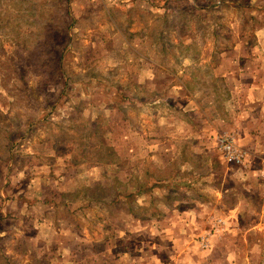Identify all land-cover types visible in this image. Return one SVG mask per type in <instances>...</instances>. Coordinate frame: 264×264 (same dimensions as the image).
Returning a JSON list of instances; mask_svg holds the SVG:
<instances>
[{"label": "rangeland", "instance_id": "374dc122", "mask_svg": "<svg viewBox=\"0 0 264 264\" xmlns=\"http://www.w3.org/2000/svg\"><path fill=\"white\" fill-rule=\"evenodd\" d=\"M222 2L0 0V264H223L227 249L264 264V225L202 246L223 199L211 187L244 165L239 139L219 136L214 160L172 161L191 149L169 124L183 97L164 75L141 79L145 58L170 70L186 53L171 40H228L249 0ZM252 6L260 22L264 0ZM230 135L240 163L224 157Z\"/></svg>", "mask_w": 264, "mask_h": 264}, {"label": "crops", "instance_id": "0c3cea01", "mask_svg": "<svg viewBox=\"0 0 264 264\" xmlns=\"http://www.w3.org/2000/svg\"><path fill=\"white\" fill-rule=\"evenodd\" d=\"M222 1L225 3L227 0ZM254 1L249 0V4H246L245 14L241 13L244 17L229 32L228 40L226 33L222 38H219V34L214 35L212 42L174 43L171 40L168 45L180 44V47L184 45L186 48V53L179 55L177 61L172 60L171 69L163 67L153 56L145 58L148 62L144 60L142 65L143 75L140 72L142 80L155 81L164 75L166 81H174L169 85L170 90H178L177 96L183 97L182 104L177 101H170V104L181 105L184 112L181 109H171L170 112L183 113L185 118L180 116L181 119H178L172 115L169 124L176 133L172 139H185L181 142L191 145V149L187 151L184 147L181 152H175L170 157L172 161L178 158L185 163L195 158L201 161L214 160L210 151L214 145L215 151H218L216 139L219 136L233 134L239 139L245 162L248 163L244 162V165L224 172L231 183L214 184L211 187V190L222 192L223 199L212 203L208 209L213 210L214 219L218 217L223 224L219 225L209 218L211 229L215 227L216 230L208 237L210 240L225 241L228 231L251 235L259 232L260 226L264 225V200L256 198L254 201V196L264 192V39L260 37L264 32V7L260 10L262 20L257 22L255 12L258 13V10L252 6ZM229 6L240 8L238 3ZM213 7L219 8L220 5L213 4ZM219 25L220 19L209 20L207 27H211L213 33L215 26ZM161 39L157 43H162ZM195 143H199L200 147L205 144L198 155L192 151ZM217 159H221V156ZM188 170L191 169H185L182 174H187ZM214 171L218 172L216 169ZM229 195L233 197L231 203ZM37 233V237L41 238L44 231L38 229ZM230 252V249L224 251L226 258L221 262L241 264V252H234V259ZM7 256L13 258L12 254Z\"/></svg>", "mask_w": 264, "mask_h": 264}, {"label": "built area", "instance_id": "2783aa9c", "mask_svg": "<svg viewBox=\"0 0 264 264\" xmlns=\"http://www.w3.org/2000/svg\"><path fill=\"white\" fill-rule=\"evenodd\" d=\"M222 151L226 160L232 163H240L243 161V154L239 150L237 143L232 135L224 137L222 140ZM222 221V220H220ZM202 246H209L208 236L201 237Z\"/></svg>", "mask_w": 264, "mask_h": 264}, {"label": "trees", "instance_id": "16d2710c", "mask_svg": "<svg viewBox=\"0 0 264 264\" xmlns=\"http://www.w3.org/2000/svg\"><path fill=\"white\" fill-rule=\"evenodd\" d=\"M5 256L7 257V255H5ZM8 258H9L10 261L13 260L10 256Z\"/></svg>", "mask_w": 264, "mask_h": 264}]
</instances>
